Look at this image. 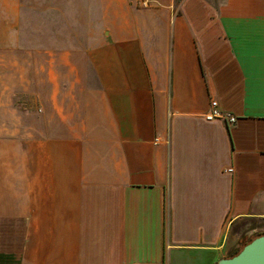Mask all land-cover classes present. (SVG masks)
Returning <instances> with one entry per match:
<instances>
[{
  "label": "crops",
  "instance_id": "crops-1",
  "mask_svg": "<svg viewBox=\"0 0 264 264\" xmlns=\"http://www.w3.org/2000/svg\"><path fill=\"white\" fill-rule=\"evenodd\" d=\"M142 1L0 0L24 264H216L264 224V0Z\"/></svg>",
  "mask_w": 264,
  "mask_h": 264
},
{
  "label": "rangeland",
  "instance_id": "rangeland-1",
  "mask_svg": "<svg viewBox=\"0 0 264 264\" xmlns=\"http://www.w3.org/2000/svg\"><path fill=\"white\" fill-rule=\"evenodd\" d=\"M47 30H43V33L46 32ZM3 223L2 225H5L6 223H8V226H11L10 223L13 226V230H14V234H12L11 236L9 234H7L6 236H3L6 238V241L8 243V239L11 238V242H12V247H13V255H15V257L12 258V263L11 264H24V259H21V252L24 251V247L22 246V242H21V220H0V224ZM264 224L262 223H258L255 222L252 224V226H250L248 229V235L245 236V239L248 241L249 239H251L252 237H254L255 235H257L258 233H264V229L260 228V226H262ZM264 227V226H263ZM246 231L243 230L242 234H245ZM241 247V245L239 246V248ZM238 248V249H239ZM231 257V256H228ZM226 257V258H228ZM31 264V263H28ZM47 264V263H44Z\"/></svg>",
  "mask_w": 264,
  "mask_h": 264
},
{
  "label": "water",
  "instance_id": "water-1",
  "mask_svg": "<svg viewBox=\"0 0 264 264\" xmlns=\"http://www.w3.org/2000/svg\"><path fill=\"white\" fill-rule=\"evenodd\" d=\"M216 264H264V236L244 246L235 257L220 259Z\"/></svg>",
  "mask_w": 264,
  "mask_h": 264
},
{
  "label": "built area",
  "instance_id": "built-area-1",
  "mask_svg": "<svg viewBox=\"0 0 264 264\" xmlns=\"http://www.w3.org/2000/svg\"><path fill=\"white\" fill-rule=\"evenodd\" d=\"M151 3V0H143L142 4L144 7H148ZM207 121L213 120H224L228 125H235L237 119L233 117L231 114L224 115L219 111V105L216 101L211 102L210 112L206 115Z\"/></svg>",
  "mask_w": 264,
  "mask_h": 264
},
{
  "label": "trees",
  "instance_id": "trees-1",
  "mask_svg": "<svg viewBox=\"0 0 264 264\" xmlns=\"http://www.w3.org/2000/svg\"><path fill=\"white\" fill-rule=\"evenodd\" d=\"M262 237V236H264V233H258L257 235H255L254 237H252L251 239H249L248 241L247 240H245V239H243L242 241H241V243H240V245H241V247L231 256V257H229V258H232V257H235L236 255H238L239 254V252L242 250V248L244 247V246H246V245H248L251 241H253L254 239H256L257 237ZM228 258V259H229Z\"/></svg>",
  "mask_w": 264,
  "mask_h": 264
}]
</instances>
